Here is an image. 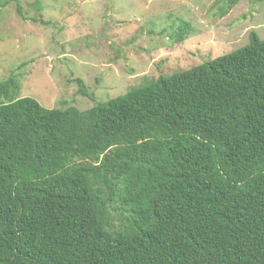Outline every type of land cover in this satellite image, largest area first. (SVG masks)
Masks as SVG:
<instances>
[{"label": "trees", "instance_id": "trees-1", "mask_svg": "<svg viewBox=\"0 0 264 264\" xmlns=\"http://www.w3.org/2000/svg\"><path fill=\"white\" fill-rule=\"evenodd\" d=\"M18 91L0 80V264H264V38L85 110Z\"/></svg>", "mask_w": 264, "mask_h": 264}, {"label": "rangeland", "instance_id": "rangeland-1", "mask_svg": "<svg viewBox=\"0 0 264 264\" xmlns=\"http://www.w3.org/2000/svg\"><path fill=\"white\" fill-rule=\"evenodd\" d=\"M0 1V80L14 76L17 97L45 108L85 110L231 52L250 31L264 38V0ZM181 22L189 29L179 41ZM77 77L93 100L78 92Z\"/></svg>", "mask_w": 264, "mask_h": 264}]
</instances>
